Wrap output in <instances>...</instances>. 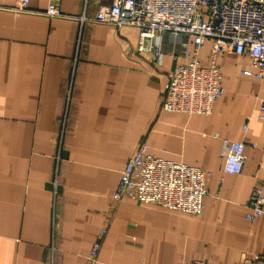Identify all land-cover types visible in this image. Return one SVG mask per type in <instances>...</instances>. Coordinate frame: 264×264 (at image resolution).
I'll list each match as a JSON object with an SVG mask.
<instances>
[{
  "label": "crops",
  "instance_id": "obj_1",
  "mask_svg": "<svg viewBox=\"0 0 264 264\" xmlns=\"http://www.w3.org/2000/svg\"><path fill=\"white\" fill-rule=\"evenodd\" d=\"M110 3L61 0L64 16L49 17L46 0L26 11L0 0V264H87L97 239L94 264H264V205L246 219L252 190L264 192V76L224 50L210 114L162 110L180 45L163 34L158 64L138 50V28L81 20ZM222 139L245 144L239 174L223 172ZM141 143L209 172L200 215L112 199Z\"/></svg>",
  "mask_w": 264,
  "mask_h": 264
},
{
  "label": "built area",
  "instance_id": "obj_2",
  "mask_svg": "<svg viewBox=\"0 0 264 264\" xmlns=\"http://www.w3.org/2000/svg\"><path fill=\"white\" fill-rule=\"evenodd\" d=\"M61 0H46L44 13L49 17L64 16L59 10ZM29 0H13L15 11H26ZM81 20L109 23L115 27L134 26L139 30L138 50L149 51L155 63L164 55L161 36L166 34L178 51L169 50L175 65L160 100L162 110L186 114H210L222 95V69L218 53L229 51L246 54L251 60L254 77L264 76V0H111L100 5L92 16L82 14ZM186 38V40H185ZM191 39V51L187 49ZM211 40L209 64L200 63V52ZM179 59L184 62H177ZM259 118L264 119V95L256 97ZM245 129V127H244ZM217 136V134H214ZM245 144L222 139L223 172L239 174L245 161ZM209 172L183 162L153 156L141 143L127 160L113 191L115 202L129 198L156 204L187 214L200 215L203 199L208 194ZM264 192L255 187L248 199L246 219L252 222L263 211ZM104 229L100 231L101 234ZM99 239L87 256L94 264ZM261 259H244L237 264H255ZM178 264H208L201 259Z\"/></svg>",
  "mask_w": 264,
  "mask_h": 264
}]
</instances>
